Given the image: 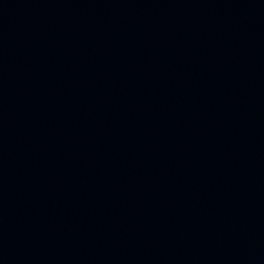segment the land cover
<instances>
[{
  "label": "water",
  "instance_id": "obj_1",
  "mask_svg": "<svg viewBox=\"0 0 264 264\" xmlns=\"http://www.w3.org/2000/svg\"><path fill=\"white\" fill-rule=\"evenodd\" d=\"M0 264H264V0H0Z\"/></svg>",
  "mask_w": 264,
  "mask_h": 264
}]
</instances>
